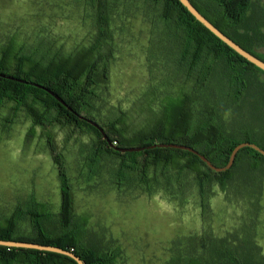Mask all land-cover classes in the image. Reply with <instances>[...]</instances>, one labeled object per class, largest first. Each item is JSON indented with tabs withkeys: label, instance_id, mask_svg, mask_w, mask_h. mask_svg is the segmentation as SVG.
<instances>
[{
	"label": "rangeland",
	"instance_id": "rangeland-1",
	"mask_svg": "<svg viewBox=\"0 0 264 264\" xmlns=\"http://www.w3.org/2000/svg\"><path fill=\"white\" fill-rule=\"evenodd\" d=\"M99 1L0 0V49L12 43L36 58L74 56L96 42ZM103 1L109 36L101 51L112 54L98 62L107 72L94 86L93 113L107 121L124 112L132 131L154 122L167 100L191 91L197 74L174 62L178 37L160 3ZM257 52L264 55L263 48ZM256 77L264 83V74ZM259 97L248 95L242 114L234 108L224 114L229 131L241 127L237 120L245 115L248 128L264 133V120L252 109ZM14 106L9 100L0 105V221L34 199L50 213L46 227L59 231L60 185L47 131L34 125L28 109ZM196 108L197 98L191 110ZM49 131L64 156L73 195L70 229L81 244L116 252L114 264H211L224 253V260L238 256L241 264H264V161L256 169L236 167L223 189L212 183L203 197L190 174L181 184L175 172L148 186L128 182L118 174L116 157L88 160L93 133L68 137L71 129L58 124ZM23 218L19 231L28 234Z\"/></svg>",
	"mask_w": 264,
	"mask_h": 264
},
{
	"label": "trees",
	"instance_id": "trees-1",
	"mask_svg": "<svg viewBox=\"0 0 264 264\" xmlns=\"http://www.w3.org/2000/svg\"><path fill=\"white\" fill-rule=\"evenodd\" d=\"M155 1L161 4L163 19L178 37L174 62L183 70L196 72L197 78L191 91H183L177 98L161 105L160 116L154 122L132 131L127 128L124 112L107 121H99L93 113L94 86L104 80L107 72V65L104 63L100 67L98 62H107L112 54L109 49L107 53L101 51L100 42L109 36L106 28L107 4L103 0L98 2L99 30L96 42L74 56L53 54L46 59L36 58L32 53H23L21 47L14 48L12 43L1 47L0 73L43 85L56 93L72 111L44 89L0 76V105L4 100H9L15 103V110L25 107L34 125L47 131V142L57 167L61 194L59 231H50L46 227L49 211L42 203L31 199L25 209L18 206L0 221V239L58 246L74 252L84 264H114L116 252H101L95 246L83 245L80 237L70 229L73 223V195L63 153L49 134L50 127L55 124L71 129L68 137L76 133H93L95 138L91 141L88 160L96 163L104 155L116 157L118 174L128 182L132 178L148 186L151 182H160L161 178L170 179L175 172L181 184L182 175L190 174L203 197L212 183L223 189L236 167L246 163V166L251 164L256 169L257 162L264 161L261 153L244 147L238 151L230 169L216 172L188 150L155 147L120 152L112 147L177 143L193 147L216 166H224L233 148L241 142H254L264 149V133L248 128L245 115L243 121L237 120L241 127L230 131L224 119V114L231 108L242 114L248 103L247 96L261 93V97L252 103V109L264 120V83L256 77L257 73L264 72L208 30L179 0ZM190 1L224 34L264 61V55L257 52L258 48L264 49V1ZM196 98L197 108L191 110ZM79 115L99 123L108 141ZM23 216L30 224L28 234L19 231ZM224 258L225 253L217 255L218 261L211 264H241L242 260L238 256ZM0 264L77 263L71 257L55 252L0 245Z\"/></svg>",
	"mask_w": 264,
	"mask_h": 264
},
{
	"label": "water",
	"instance_id": "water-1",
	"mask_svg": "<svg viewBox=\"0 0 264 264\" xmlns=\"http://www.w3.org/2000/svg\"><path fill=\"white\" fill-rule=\"evenodd\" d=\"M180 3L186 7V9L200 22L202 23L208 30H210L214 35H216L220 40H222L225 44H227L230 48L235 50L238 54H240L242 57H244L247 61L250 63L254 64L257 68L262 70L264 72V61L251 52L245 50L243 47H241L239 44H237L235 41H233L230 37H228L226 34H224L219 28H217L211 21H209L192 3L190 0H179ZM0 76L2 77H7L9 79L17 80L20 82L24 83H30L34 86H37L41 89H44L47 93H49L51 96H53L59 103L62 105L66 106L70 111L72 109L52 90L44 87L41 84L35 83V82H28L23 79H18L16 77L10 76V75H5L0 73ZM81 119H84L91 125H93L95 128H97L100 133L103 134L104 138H108L106 134L104 133V129L99 125L94 120H91L89 118H86L82 115H79ZM112 147L120 152H133V151H140L143 149H148V148H155V147H168V148H177V149H183V150H188L200 157V159L205 162L212 170L216 172H222V171H227L230 169L234 163L235 157L238 153V151L244 147H250L257 152L261 153L264 156V149L258 146L254 142L250 141H244L239 144H237L233 150L230 153L228 162L224 166H216L214 165L207 157H205L203 154H200L196 149L193 147L187 146V145H182V144H177V143H155L151 144L148 146H143V147H117L113 146ZM0 245L2 246H9V247H18V248H28V249H36V250H41V251H48V252H55L59 254H63L66 256L71 257L73 260L76 261L77 264H84L83 260L77 256L74 252L63 249L58 246H53V245H44L40 243H35V242H29V241H17V240H4L0 239Z\"/></svg>",
	"mask_w": 264,
	"mask_h": 264
}]
</instances>
